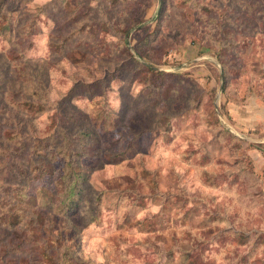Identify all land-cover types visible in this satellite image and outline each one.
<instances>
[{
    "label": "rangeland",
    "instance_id": "1",
    "mask_svg": "<svg viewBox=\"0 0 264 264\" xmlns=\"http://www.w3.org/2000/svg\"><path fill=\"white\" fill-rule=\"evenodd\" d=\"M161 4L6 0L13 28L0 36V104L13 83L25 92L22 74H45L56 102L76 81L122 66L110 112L98 91L63 104L88 118L70 130L89 128L99 143L83 159L88 180L68 244L79 241L76 255L95 264H264V0H166L158 22ZM131 54L171 76L151 93ZM58 116L32 119L42 132ZM52 163L54 175L26 181L39 203L61 173L62 160ZM21 234L0 227L4 263H34Z\"/></svg>",
    "mask_w": 264,
    "mask_h": 264
},
{
    "label": "trees",
    "instance_id": "2",
    "mask_svg": "<svg viewBox=\"0 0 264 264\" xmlns=\"http://www.w3.org/2000/svg\"><path fill=\"white\" fill-rule=\"evenodd\" d=\"M5 4L6 0H0V36L13 28L11 14L4 12ZM165 10L166 0H162L157 14L158 22L163 20ZM29 28L31 29L32 25ZM125 46L128 47L126 42ZM131 56L139 70L146 74L143 81L139 80L150 87L151 93L152 85L165 84L166 77L171 76L168 72L157 70L149 65L150 63L137 61L134 55ZM122 69V66H117L106 71L103 76L93 74L91 81L80 79L56 102H52L48 94L45 74H22L20 79L26 85L25 92L14 88L16 83H13L1 97L3 101L0 104V122L6 127L0 136V227L23 232L17 238L22 243L31 244V248L37 253L32 264H95L90 260L83 262L84 259L76 255L80 251L79 241H76L77 246L68 244L69 241L75 240L71 236L72 229L67 227V224L80 210L88 180L83 159L88 155H96L99 143L97 133L89 128L70 130L69 123L78 124L88 118L78 111L65 113L63 104L70 98L92 97L94 92L98 91L97 94L103 99L104 111L110 112L108 89L115 80H123ZM17 87L21 88L19 85ZM52 109L58 110V119L41 132L32 118ZM126 155L127 152L124 151L110 154L108 157ZM49 158L52 162L61 159L63 165L61 173L55 179L53 190L41 187L40 194L46 200L39 203L38 195L27 193L26 181L42 180L54 175L56 168L49 162ZM15 170L19 171V176H14L15 183H7L9 177L15 175ZM8 185L9 187L5 188ZM23 194L25 198L18 199L17 196L23 197ZM49 215L52 216L48 218ZM56 215L63 218L61 225L57 223ZM96 218L93 216L91 222ZM56 223L58 227H55ZM50 225L55 227L54 233L49 228ZM17 246L18 244L11 247ZM7 247H2L5 253L11 249ZM16 249L20 250L21 247ZM0 264H6L1 255Z\"/></svg>",
    "mask_w": 264,
    "mask_h": 264
},
{
    "label": "crops",
    "instance_id": "3",
    "mask_svg": "<svg viewBox=\"0 0 264 264\" xmlns=\"http://www.w3.org/2000/svg\"><path fill=\"white\" fill-rule=\"evenodd\" d=\"M262 143V145H260L259 147H260V149H258V152H260V154H261V156H262V158H263V161H264V138H262V139H260V141H259V143ZM260 143V144H261Z\"/></svg>",
    "mask_w": 264,
    "mask_h": 264
},
{
    "label": "water",
    "instance_id": "4",
    "mask_svg": "<svg viewBox=\"0 0 264 264\" xmlns=\"http://www.w3.org/2000/svg\"><path fill=\"white\" fill-rule=\"evenodd\" d=\"M151 65V64H149ZM153 68L157 69V70H164L163 68H160V67H157V66H154V65H151ZM222 79H224V74L222 73ZM221 89H223V84L221 86Z\"/></svg>",
    "mask_w": 264,
    "mask_h": 264
}]
</instances>
